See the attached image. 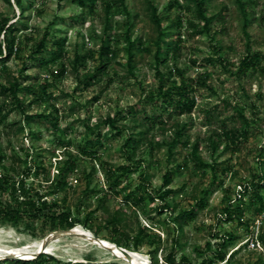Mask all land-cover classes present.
Segmentation results:
<instances>
[{
    "label": "rangeland",
    "instance_id": "1",
    "mask_svg": "<svg viewBox=\"0 0 264 264\" xmlns=\"http://www.w3.org/2000/svg\"><path fill=\"white\" fill-rule=\"evenodd\" d=\"M108 1L116 4V0H95V11L90 13L89 7L82 9L75 0H24L23 12L14 0H10V3L0 0V18L7 16L10 18L9 23L16 22L20 28L17 37L24 43L21 52L6 62V71H0V83L5 84L7 79L15 77L22 85L31 84L35 94L40 96L43 95V87H46V93L51 98L47 103H31L29 114L51 113L53 105L58 110L56 128L50 120L24 118L17 109L10 111L5 123L0 125V143L5 156L3 164L15 168L14 173L10 171V174L30 168L27 184L39 185L42 191L47 189L51 192V199L61 200L65 197V204L75 214L78 210L81 220L88 215L91 230L80 226L90 231L97 243L113 244L110 241L113 232L106 219L115 209H119L124 217L121 229L132 234L139 224L152 228L151 238L161 242L156 253L157 263L162 262L173 246L174 236L179 239L177 257L186 255L197 263L206 244L209 242L214 246L218 241L213 234L231 231L237 236L228 248V252L236 250L233 261L237 264H264V211L259 213V204L250 203V194L239 196L246 181L264 174V73L258 71L237 79L225 71L223 65L216 63L212 49L214 44L221 47L220 54L226 64L236 65L246 53L247 45L250 52H260L264 57V0H242L247 20L245 31L243 13L236 0H207L206 14L215 17L210 34L201 36L195 35L189 27V20L198 25L200 22L195 19L193 9L188 11L181 7L183 0H178L179 6L171 9H168L171 0H154L157 12L163 17L162 26L168 32L163 48L167 45L174 48L177 38L174 34L175 18L180 15L184 19L185 24L180 30V47L175 54L170 55L167 65L159 69L169 76V69L176 65L186 78L192 82L198 81L193 92L195 107L190 114L181 116L164 113L160 120L165 122V130H159L158 126L149 130L135 151L134 159L142 160L138 171L124 175L122 182L113 180L111 185L99 158L90 160L83 157L77 153L78 147H86L89 143L90 148V144L94 143L93 150L106 169H117L126 164L121 145L128 132H133L135 139L140 137L137 134L141 129L138 127L140 122L150 124L145 121V117L152 115L151 105L142 103V98L155 87L157 76L152 53L138 50L136 46L133 47L135 77L128 75L124 66V43L120 41L104 57L105 70L90 83H78L83 74L97 66L101 39L112 45V37L123 31L121 24L124 14L119 8L110 11V26L107 33L103 32L104 5ZM124 3L131 14L132 38L141 36L144 46L153 50L152 40L156 32L145 1L124 0ZM45 32L48 37L42 54L31 53L30 47ZM76 54L78 65L74 70L72 62ZM55 55L59 56L57 60H53ZM261 64L264 66V58ZM62 65L63 74L54 77L52 73ZM174 74L170 75V79L178 80ZM202 82L208 87L203 86ZM24 98L27 103L32 100V94L28 93ZM2 99L0 96V101ZM236 106L244 107L243 113L253 121L249 136L238 143V147L221 139L217 149L212 151L210 136L220 133L222 125L227 128L238 125L234 110ZM130 107H133V113H129ZM118 109H124L126 116L119 125L124 124L129 129L116 135L107 126L101 127L102 141L95 143L86 125L94 127ZM176 123L184 125L181 141L174 145L173 153L168 157L166 147L157 143L170 139ZM133 126H137L136 129H132ZM58 138L63 144L58 143ZM185 140H188L186 145L183 143ZM150 141L153 142L152 148H149ZM196 142L199 156L215 164L217 181L212 186L210 169L196 167L190 157L191 148ZM62 145H67L71 153L77 154V168L65 176L63 187L52 191L48 186L57 177L64 159ZM39 162L41 167L37 172ZM166 171H169L172 179L169 187L173 188L174 193L169 200L175 204L176 213L192 206L194 198L203 196L204 191L208 190L205 206L195 210V218L190 221L180 219L184 223L182 233L175 231L170 220L173 214L164 212L157 216L153 213L158 200H146L139 208H132L122 201L125 194L123 186H127L128 190L137 189L138 186L157 190ZM1 172L3 169L0 165ZM87 186L95 192L84 193ZM103 192H108V195L100 204L97 196L100 197ZM228 200L233 206L231 220L223 215ZM148 214L155 219H150ZM35 232L36 236H33L27 231L0 224V244L15 246L36 244L38 241L46 243L49 240V235L42 238L39 229ZM260 236L263 237L262 241ZM60 237L59 241L51 243L55 251L47 253L61 262L94 260L103 264H131L114 257L97 244L70 235ZM150 250L148 244H142L136 251L151 264ZM5 258L7 260L0 264H15V259H23L17 256Z\"/></svg>",
    "mask_w": 264,
    "mask_h": 264
},
{
    "label": "trees",
    "instance_id": "2",
    "mask_svg": "<svg viewBox=\"0 0 264 264\" xmlns=\"http://www.w3.org/2000/svg\"><path fill=\"white\" fill-rule=\"evenodd\" d=\"M10 3V0H6ZM78 5L85 9L89 7V12H94L96 8L95 0H75ZM146 9L148 11V16L155 26V38L152 40L153 50L150 47L144 46L143 38L141 36H136L132 38L133 26L131 21V14L126 7L124 0H116V4L111 2H106L104 5L105 17L103 32L107 33L110 26V11L113 9H122L124 14L123 22L121 27L123 31L121 33L115 34L112 38L114 43L112 45L106 44L104 39H101L98 48V64L93 68L92 71H87L78 79V83H90L97 78V76L105 70L106 63L104 62V57L110 53L118 45L120 41L124 43V50L126 52L125 58V69L128 75L135 77V67L133 66V47L136 46L138 50H144L146 52L152 53L153 66L155 68V75L157 76V83L154 88L150 89L147 93L143 95L142 103L151 105L152 115L146 116L145 121L150 124L147 125L144 122H140L137 134L140 135L138 139H135L133 132H128L126 139L121 145V150L124 153L126 164L119 166L117 169H106L103 167V163L100 157L93 150L94 143L88 144L86 147L79 146L77 153L85 158L93 160V157H98L100 165L104 171L106 179L110 182L117 180L118 183L123 181L124 175H130L138 171L139 167L142 165L141 159L135 158V151L139 143L144 139L146 133L158 126L159 130H165V122L160 120L164 113L168 116H181L184 114H190L195 107V98L193 96L194 87L197 85V80L192 82L189 78H186L184 72L180 70L176 65L169 69V76H166L164 72L160 71V66H166L167 61L173 54L177 52L181 44L180 30L183 28L185 22L184 19L178 15L175 18V28L174 33L177 38L175 40L174 48L169 45L163 48V41L168 35L165 28L162 26L163 17L157 12V7L154 4V0H144ZM206 1L207 0H183L182 6L184 9L190 11L193 9L195 19L200 22V25L195 24L193 20H189V27L194 31L195 35H207L210 34L211 24L214 20L215 15L206 14ZM238 6L243 13V30L245 31L246 26V16L244 10V3L242 0H236ZM16 6L24 11V0H14ZM32 5V2L30 1ZM174 6H179L178 0H171L168 9ZM9 17L0 18V33L2 32V37H0V71H6V62L14 55H17L22 50L23 41H20L17 37V32L20 30L16 22H10ZM173 34V35H174ZM48 34L45 32L37 43L30 47V51L33 54H42L45 49V44L47 41ZM110 38V40H112ZM213 52L216 55V63L223 65L225 71L232 73L237 79H242L251 73L261 72L264 73V66L261 64L264 58L260 52H250L249 46L247 45L246 53L241 56L237 64L225 63L224 57L220 54L221 47L214 44L212 46ZM163 52V56H161ZM30 57V56H29ZM59 56H54L53 60H57ZM77 54L74 55L72 62V67L74 70L77 69ZM228 65L229 67H226ZM234 70H233V68ZM64 72L63 65L59 70H55L52 75L54 77L61 76ZM175 73L177 79H170V75ZM168 75V74H167ZM202 85L208 87L205 82ZM210 88V86H209ZM211 89V88H210ZM32 94V100L25 102V95ZM22 94V96H20ZM0 96L3 99L0 101V125L5 123L8 114L13 109H17L24 118H40L43 120H50L54 127H57V108L53 105L52 112L29 114L28 107L31 103H47L48 99L51 98L50 94L46 93V87H43V95L35 94L31 84L22 85L18 78L12 77L7 79L6 83H0ZM244 107L236 106L234 107L236 118L238 119V125L227 128L226 125H222L220 133L213 134L209 138V146L212 151H215L221 139H225L228 144H233L238 147V143L242 140L247 139L249 136V129L253 125V121L243 113ZM124 109H118L112 116H106L104 120L97 123L94 127H89L86 125L88 133L92 135L95 143H100L102 141V130L101 127L107 126L111 131H114L116 135H121L124 129H129L123 123L126 119L124 115ZM159 111V113H157ZM129 113H133V107H130ZM137 126H133L132 129H136ZM184 128L179 126L177 123L173 126V131L170 139L166 142L157 143V145H163L166 147L167 156L170 157L173 153V147L175 144L181 140V132ZM21 131V128H19ZM215 135V137H214ZM58 143L61 145V139H57ZM185 145L188 140L183 142ZM64 147V159L58 170L57 177L50 181L48 188L52 191L63 187L66 183L64 181L65 176L73 173L77 168V154L71 153L70 148L67 145H62ZM153 147V142H149V148ZM190 157L194 161L196 167H203L204 169H210L212 174V181L210 186L214 185L217 181L215 164H210L204 161L198 154V144L197 142L192 146ZM5 156L2 154V147L0 143V165L3 172L0 173V224L10 225L22 231H27L28 233L36 236V230L39 229L41 236L46 237L49 234L56 231H66L74 228L77 225H82L84 228L91 230L88 226V215L84 216L81 220L77 214L71 211L70 207L65 204V197L61 200L51 199L49 197L50 193L47 189L41 190L39 185L35 186L33 183L27 184L26 180L29 177L30 168L22 170L20 173L10 174V171L14 173V167H6L3 164ZM37 172L41 167V162L36 166ZM179 168V166H177ZM94 169V167H93ZM171 175L169 171H166L162 176V184L159 189L152 190L151 188H145L144 186H138L137 189L128 190L127 186H123L124 196L122 201L132 208H139L142 203L146 200L154 202L158 200L157 206H155L153 213L157 216L163 215L164 212H168L170 215V220L173 222L175 231L177 233L183 232L184 223L180 222L181 218L185 221H190L195 218V210L201 209L205 206L206 195L208 190L204 191L203 196L199 198H194V204L183 211L176 213V206L170 202V198L174 193L173 188H170ZM49 181V180H45ZM41 184V183H40ZM111 188V186H110ZM49 189V190H50ZM95 192V190H89L88 186L85 188L84 193ZM111 191V190H110ZM109 192V191H108ZM108 192H103V194L97 196L98 202L102 204L108 195ZM97 194V192H96ZM250 194V203H258V212L264 211V174L261 173L258 176L252 177L249 181H246L241 188L240 197ZM231 201L228 200L226 207L224 208L223 215L226 219L231 220L233 217V211ZM150 219H155L154 216H150ZM172 217V218H171ZM124 221L122 212L119 209H115L114 212L106 219L107 225L113 232V237L111 242L116 246L136 251L142 244H148L151 247L149 252L150 263L151 264H237L233 261L234 254L236 250L228 252V248L232 245L237 238L236 234L231 231H227L223 234H213V237L218 239L214 246H211L208 242L205 249L200 253V261L197 263L192 262V260L186 256L182 255L177 257V251L179 247V239L177 236L173 237L174 244L169 249V251L164 255L161 263L156 262V253L159 249L161 242L159 239L154 240L151 238L152 228L150 226H141L139 224L138 228L134 233H130L125 229H121L120 226ZM97 234V233H95ZM260 241L263 237L260 236ZM7 258L0 259L6 261ZM15 264H103L102 262H95L94 260H87L83 262H61L56 260L53 256L46 253H39L33 259H15Z\"/></svg>",
    "mask_w": 264,
    "mask_h": 264
},
{
    "label": "bare ground",
    "instance_id": "3",
    "mask_svg": "<svg viewBox=\"0 0 264 264\" xmlns=\"http://www.w3.org/2000/svg\"><path fill=\"white\" fill-rule=\"evenodd\" d=\"M75 232H80L78 234L70 235L75 238L83 239L87 242L97 244L100 248L107 250L114 257L123 259L125 261H130L131 264H149L146 260H144L141 254L137 251L125 249L129 254V260L126 258L119 249L115 247L113 244H109L107 242L97 243L96 239L93 237L92 233L86 229H83L80 225L74 227ZM61 239L60 236H56L50 238L45 245L43 246V241H38L36 244H21V245H2L0 244V258L5 257H22V258H31L35 256L36 252L43 249L44 252H52L55 251V248L51 245L52 242L59 241Z\"/></svg>",
    "mask_w": 264,
    "mask_h": 264
},
{
    "label": "water",
    "instance_id": "4",
    "mask_svg": "<svg viewBox=\"0 0 264 264\" xmlns=\"http://www.w3.org/2000/svg\"><path fill=\"white\" fill-rule=\"evenodd\" d=\"M78 234V233H80V232H75L74 231V228H71V229H69V230H66V231H56V232H53V233H51V234H49V236L47 237V238H53V237H56V236H65V235H73V234ZM78 235H81V234H78ZM45 245V243H43V246ZM113 245H115V244H113ZM115 247L117 248V249H119L124 255H126V258H128V260H129V254H128V252L124 249V248H122V247H119V246H116L115 245ZM43 251V249L42 248H40V250L38 251V252H36V254H35V256L36 255H38L40 252H42ZM130 262V261H129ZM131 263V262H130Z\"/></svg>",
    "mask_w": 264,
    "mask_h": 264
}]
</instances>
